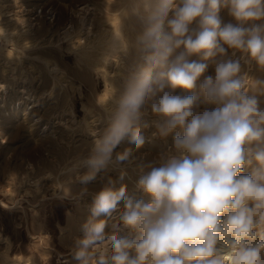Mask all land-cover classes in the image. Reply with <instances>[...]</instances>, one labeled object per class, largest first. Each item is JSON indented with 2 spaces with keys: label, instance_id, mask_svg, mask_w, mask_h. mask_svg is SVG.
Returning a JSON list of instances; mask_svg holds the SVG:
<instances>
[{
  "label": "clouds",
  "instance_id": "9594fccd",
  "mask_svg": "<svg viewBox=\"0 0 264 264\" xmlns=\"http://www.w3.org/2000/svg\"><path fill=\"white\" fill-rule=\"evenodd\" d=\"M222 8L234 22L222 21ZM112 14L120 20L119 35L112 27L102 63L128 53L124 24L131 19L139 26L134 47L142 62L118 96L109 85L101 102H113L109 125L92 133L88 156L70 171L87 169L76 176L87 184L113 162L125 138L143 147L145 108L161 121L160 136L175 135L160 166L140 167L135 189L141 198L124 183L125 170L107 179L74 240L73 259L264 264V80L250 78L240 59L229 58L240 52L264 70V23H255L264 21V0H128ZM210 64L214 75H205ZM133 161L131 147L115 154L117 165Z\"/></svg>",
  "mask_w": 264,
  "mask_h": 264
},
{
  "label": "bare ground",
  "instance_id": "6f19581e",
  "mask_svg": "<svg viewBox=\"0 0 264 264\" xmlns=\"http://www.w3.org/2000/svg\"><path fill=\"white\" fill-rule=\"evenodd\" d=\"M18 1H21L20 8H17ZM28 1L0 0V131H5L9 125L23 121L27 123L29 131H36L37 135L39 134L33 139L43 141L40 135L49 130L54 137L52 144L57 146L53 154L54 163L52 162L53 165L50 164L49 166L58 165L59 175L56 174L57 176L54 178L61 184L68 176L73 164L88 156L94 141L92 133H102L103 130L99 128L100 125L109 121L110 109L114 106L113 102L109 100L103 106L101 103L109 95V85L115 89V94L118 96L123 90L131 68L142 62L140 53L134 47L139 26L134 19L125 21L124 33L130 43L129 51L127 54H121L118 61L113 60L104 65L101 58L106 50L105 45L110 38L112 27L119 35L120 20L112 13L127 7L128 0H100V2H98L99 0H64V8L67 14L65 19L62 18L64 20L60 21V24H57L58 21L56 22L58 7L55 4L48 3L45 15H42L43 10L39 9L40 3H38L34 7V12H37V15L32 17L34 12L29 13ZM256 23H264V21ZM46 44L59 50L65 48L73 53V64L76 66V69H73L76 70L74 71L77 76L71 74L70 71L68 73L64 69L65 65L62 67L63 64L61 65L60 60L56 59V52L54 53L52 49L43 48V45ZM49 50L55 55H52L53 53ZM236 54L243 63L241 65V67L243 66L242 72H245V68H248L251 63L242 53L236 52ZM235 56L231 55L230 52L231 59H234ZM235 58L238 59V57ZM193 59H198V57H193ZM247 73L248 76L252 74L251 72ZM92 74H96L101 79L103 86L101 89L95 88ZM258 77H255L254 80H264V76L260 79ZM202 79L203 77H201ZM83 81L87 82L86 86L88 85L90 93L89 98L81 102V115L78 116L74 113L72 96L76 92L80 93ZM199 83L200 81L197 82L198 85ZM197 91L199 90H196V93ZM47 105L51 108L47 109ZM39 109L48 112L46 120L41 121ZM143 111L146 112V115L143 116L140 124H146L148 120L154 127V129L151 127L152 132H148L149 135L145 136L146 142L144 144L146 146L144 145V147L151 149L154 146L157 148L162 145L167 146L169 141L166 137H163L162 144L159 142L157 129L158 124L161 123L159 118L152 115L148 108ZM52 122L57 124V129L51 127ZM144 126L146 128V125ZM155 129L157 130L155 131ZM56 130L59 131L58 136H56ZM101 130L102 132H100ZM78 131L85 133L89 138L91 137L90 140L83 138L84 141H89L87 144H78L79 140L76 144V139L74 141L68 139L65 142L67 146L60 145V141L68 137L66 136L64 139L63 135L71 136ZM172 135L174 136L175 133ZM132 145L134 147V144ZM140 167L141 163L135 159L130 164L117 165L113 153V162L104 169L111 170L115 174L113 179L118 178L121 169L125 170L128 179L125 177L124 183L128 185L132 194V188H135L137 181L135 179L137 176L134 178L132 174L135 171H140ZM45 168L42 174L48 177L53 176L46 165ZM53 169L57 171L56 168L53 167ZM30 182L37 189V180ZM71 187L69 185V189ZM83 196H86L85 193ZM89 202L79 200L74 206V216L68 215L69 217H67V224L72 229L70 233L74 240L82 236L81 226L91 215L92 202ZM103 218L104 216L101 215L98 219Z\"/></svg>",
  "mask_w": 264,
  "mask_h": 264
},
{
  "label": "rangeland",
  "instance_id": "374dc122",
  "mask_svg": "<svg viewBox=\"0 0 264 264\" xmlns=\"http://www.w3.org/2000/svg\"><path fill=\"white\" fill-rule=\"evenodd\" d=\"M63 1L64 0H29L27 4H29V13H33L34 7L40 3L39 9L43 10L42 15H45L48 3L55 4V6L58 7L56 22L58 21L57 24H60V21L62 22L67 14ZM20 2L18 1L19 5H17V8H20ZM98 2H100V0ZM36 15L37 12H34L32 17ZM220 17L224 23L234 22L232 17L228 14L227 9H221ZM62 18L64 19L62 20ZM43 48L52 49L54 53L56 52L55 55L49 50L53 53L52 55L56 56V59L58 58L60 60V64H63L62 67L65 65L64 69L67 70L68 73L70 71L71 74L77 76V74H75L76 66L73 64L74 55L72 52L70 53V51L65 48L59 50L47 44L43 45ZM230 52L229 58L231 59ZM235 57L240 59L238 54H236ZM235 57L234 59H237ZM249 63L251 64L248 68H245V72L252 73L250 76L253 75L254 77L249 76L250 78L254 79L258 77L257 75H260V73L264 74V71H260L261 69L257 70L259 67L256 64L254 65V61H249ZM242 64L241 62V65ZM205 74H214V66L210 64ZM262 74L258 77L259 79L264 76ZM92 78L95 88L98 90L101 89L103 87L101 79L96 74H92ZM86 84L87 82L83 81L80 93L76 92L74 96H72L73 109L76 111H74V113L78 116L81 115V102L89 98L90 91H88L89 88ZM197 86L199 85L197 84ZM196 90H199V87H197ZM196 90L194 91L196 92ZM176 92L184 95L191 94V92H185L181 89H177ZM46 108L49 109L51 106L47 105ZM39 113L41 114V121L48 118V112L44 109H39ZM147 122L146 124H141L144 138L149 135L148 132L151 133L152 129H154L148 120ZM108 125L109 121H105L99 128L104 130ZM144 125H146V128ZM51 127L57 129V124L52 122ZM151 127L152 129L150 130ZM157 129H155V131ZM102 130L100 132H102ZM56 131V136H58L59 131ZM75 133L71 134V136L63 135L64 139L66 136L68 137L60 141V145L67 146L65 142L68 139L70 141L76 139V144L78 140V144H87L89 141L87 142L86 140L91 139V137H87L83 132L80 133L78 131L76 134ZM38 136L39 134L37 135L36 131H29L27 123L23 121L14 123L11 126L9 125L5 131H0V264H77L73 259L74 239L70 233L72 229L69 224H67V217L70 215L74 216V206H76L79 200L93 203V196L101 190L107 182V179L111 176L113 178L115 174H113L111 170L103 169L97 173L95 180L87 184H81L76 179V176L80 173V175H82L87 171V169L83 170L82 168V172L80 169L75 172L70 171L65 181L61 182V185L57 182V179L54 178V176L59 175L58 165L53 166L57 171H54L53 167L49 166L50 164L53 165V154L57 148V146L52 144L54 141L53 134L48 130L40 135L43 141H36L33 139ZM81 136L82 138H80ZM161 137L162 136L159 135V142L162 144L164 140L163 137L162 139ZM83 138H86V140L84 141ZM166 139L169 141L167 146L162 145L158 148L154 146L150 149L144 147V144L143 147L137 150L136 146L134 145V147H132L133 145L129 144L127 138H125L114 150V154L128 147L133 148L134 159L138 163L140 162L141 166L145 164L144 171L146 172L150 170L147 169L146 164H151L156 167L160 166L159 157L161 153L169 149V146H172L173 135L169 134ZM45 165L50 169L53 176L48 177L42 174L43 169H46ZM245 171L248 172L250 170L246 168ZM140 174V171H135L132 175L134 178L137 176L135 179L138 180ZM126 179L128 178L126 177ZM29 180H37V189ZM67 183L73 188L71 187L69 189ZM63 185L64 187L62 188ZM61 188L62 190H60ZM85 189L87 190L86 192L84 191ZM84 193L86 196H83ZM132 195L136 198L142 197V193L136 191L135 188H132Z\"/></svg>",
  "mask_w": 264,
  "mask_h": 264
}]
</instances>
